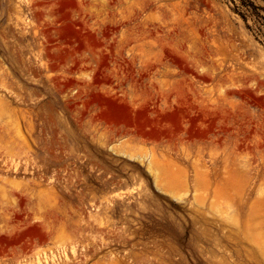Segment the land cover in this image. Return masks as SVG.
<instances>
[{"label":"rangeland","instance_id":"rangeland-1","mask_svg":"<svg viewBox=\"0 0 264 264\" xmlns=\"http://www.w3.org/2000/svg\"><path fill=\"white\" fill-rule=\"evenodd\" d=\"M0 264H264V0H0Z\"/></svg>","mask_w":264,"mask_h":264}]
</instances>
